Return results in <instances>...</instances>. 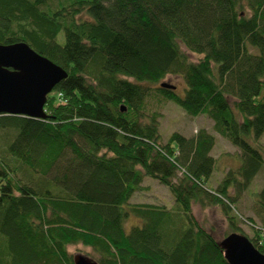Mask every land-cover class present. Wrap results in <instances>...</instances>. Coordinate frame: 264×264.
<instances>
[{"label":"trees","instance_id":"obj_1","mask_svg":"<svg viewBox=\"0 0 264 264\" xmlns=\"http://www.w3.org/2000/svg\"><path fill=\"white\" fill-rule=\"evenodd\" d=\"M20 41L68 76L47 117L0 114V264H75L76 244L98 264H230L195 203L222 207L231 232L247 221L264 252V0H0V44ZM154 95L210 117L240 165L210 186L216 136L165 142ZM146 178L171 205L131 201Z\"/></svg>","mask_w":264,"mask_h":264},{"label":"water","instance_id":"obj_2","mask_svg":"<svg viewBox=\"0 0 264 264\" xmlns=\"http://www.w3.org/2000/svg\"><path fill=\"white\" fill-rule=\"evenodd\" d=\"M67 76L66 69L27 42L0 44V114L47 117V96ZM162 86L176 88L168 82ZM220 243L230 264H264V252L243 233L231 232ZM74 261L98 264L81 254Z\"/></svg>","mask_w":264,"mask_h":264},{"label":"rangeland","instance_id":"obj_3","mask_svg":"<svg viewBox=\"0 0 264 264\" xmlns=\"http://www.w3.org/2000/svg\"><path fill=\"white\" fill-rule=\"evenodd\" d=\"M190 58L197 59L199 57L198 54L189 52ZM163 82H168L176 86V91L184 95L185 89L187 88L186 81L183 76L170 74L166 78H164ZM157 85H153L156 87ZM148 111L149 113L152 111L161 112V128L160 131L162 133L163 140L165 142L168 141L169 137L173 132H181L182 134L191 137L197 134V131L201 129H207L211 133L216 136V145L212 154L217 158L216 167L214 170V174L212 176V180L208 183L210 186H216L217 182L220 181L225 173L231 167H237L241 163V157L238 151L239 149L229 141L228 138L219 134L215 131L214 121L206 116L199 115L193 116L188 114L185 109L176 103L175 101L163 100L159 96L154 95L148 101ZM1 134H0V143H1ZM261 139L262 144L264 145V136ZM260 174L253 184V189H259L262 187L264 180V175ZM145 189L139 191L137 194L133 195L131 198L132 202H153V203H166L167 205H171L174 201V198L167 187L160 184L158 181L146 178L144 182ZM251 199L245 195L244 201L240 205L242 211L245 216H254V212L251 207H246L248 203L251 205ZM193 211L195 216L198 218L199 222L204 225L207 229H209L214 237H216L219 241L224 239L233 228L230 227L227 217L224 215V211L222 207L218 205H207L203 206L200 203H195L193 205ZM247 220V219H246ZM136 219H129V224L136 223ZM239 225L244 230L247 235L253 234V229L251 224L247 221L240 220ZM130 226V225H129ZM240 234L241 231H237ZM92 249L89 247H85L82 244L70 245L69 251L72 254L76 255H89V252Z\"/></svg>","mask_w":264,"mask_h":264}]
</instances>
